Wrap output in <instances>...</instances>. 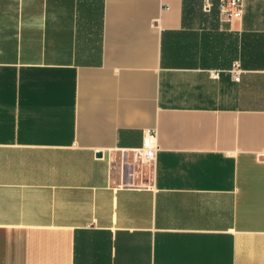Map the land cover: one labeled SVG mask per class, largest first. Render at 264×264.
<instances>
[{
	"label": "crops",
	"instance_id": "0c3cea01",
	"mask_svg": "<svg viewBox=\"0 0 264 264\" xmlns=\"http://www.w3.org/2000/svg\"><path fill=\"white\" fill-rule=\"evenodd\" d=\"M241 3L0 0V264H264V0Z\"/></svg>",
	"mask_w": 264,
	"mask_h": 264
},
{
	"label": "built area",
	"instance_id": "2783aa9c",
	"mask_svg": "<svg viewBox=\"0 0 264 264\" xmlns=\"http://www.w3.org/2000/svg\"><path fill=\"white\" fill-rule=\"evenodd\" d=\"M208 5V0H205V7ZM242 3L241 0H218V12L221 17L226 21H231L238 18L241 14ZM234 81L239 80V71L232 72ZM157 151L156 134L155 131L150 130L145 132L142 138V144L139 149L132 150L133 163L137 167L150 168L155 160Z\"/></svg>",
	"mask_w": 264,
	"mask_h": 264
}]
</instances>
